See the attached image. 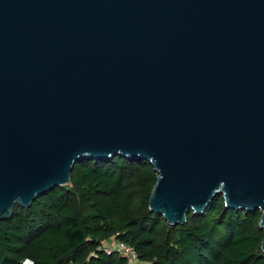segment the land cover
Masks as SVG:
<instances>
[{"label":"water","instance_id":"obj_1","mask_svg":"<svg viewBox=\"0 0 264 264\" xmlns=\"http://www.w3.org/2000/svg\"><path fill=\"white\" fill-rule=\"evenodd\" d=\"M116 156L168 225L223 196L264 231V0H0V222Z\"/></svg>","mask_w":264,"mask_h":264},{"label":"trees","instance_id":"obj_2","mask_svg":"<svg viewBox=\"0 0 264 264\" xmlns=\"http://www.w3.org/2000/svg\"><path fill=\"white\" fill-rule=\"evenodd\" d=\"M156 182L144 160L77 162L69 185L0 222V264H127L106 251L117 243L136 251L137 264H264L261 213L229 210L217 196L170 226L149 207Z\"/></svg>","mask_w":264,"mask_h":264},{"label":"built area","instance_id":"obj_3","mask_svg":"<svg viewBox=\"0 0 264 264\" xmlns=\"http://www.w3.org/2000/svg\"><path fill=\"white\" fill-rule=\"evenodd\" d=\"M108 253L117 252L121 257L127 260V264H137L139 262L136 251L125 243H117L111 245L107 250ZM24 264H33L31 260H25Z\"/></svg>","mask_w":264,"mask_h":264}]
</instances>
